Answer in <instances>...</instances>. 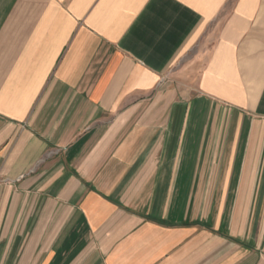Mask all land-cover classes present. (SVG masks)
Instances as JSON below:
<instances>
[{"label":"crops","instance_id":"1","mask_svg":"<svg viewBox=\"0 0 264 264\" xmlns=\"http://www.w3.org/2000/svg\"><path fill=\"white\" fill-rule=\"evenodd\" d=\"M0 264H264V0H0Z\"/></svg>","mask_w":264,"mask_h":264}]
</instances>
